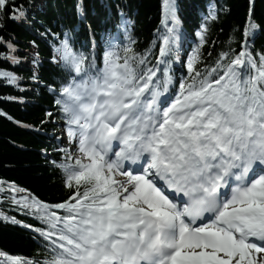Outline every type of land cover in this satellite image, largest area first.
<instances>
[{"label":"snow or ice","instance_id":"6c2138e0","mask_svg":"<svg viewBox=\"0 0 264 264\" xmlns=\"http://www.w3.org/2000/svg\"><path fill=\"white\" fill-rule=\"evenodd\" d=\"M162 8L166 32L155 64L152 49L136 53L129 37L122 49L109 43L98 67L94 52L74 49L70 33L53 34L52 62L67 79L58 94L47 87L75 146L58 149L64 156L52 162L67 199L48 204L14 195L12 203L44 227L0 219L38 234L42 259L0 251V264H264V52L251 50L258 27L252 9L240 51L229 46L213 64L204 61L208 28L201 25L176 89L175 0ZM6 13L26 17L15 0H0V20ZM216 18L210 12L206 19ZM128 25L122 21L126 33ZM0 43L8 48L0 55L19 64L15 46ZM0 78L14 86L20 79L2 69ZM9 191L26 190L10 184Z\"/></svg>","mask_w":264,"mask_h":264},{"label":"trees","instance_id":"16d2710c","mask_svg":"<svg viewBox=\"0 0 264 264\" xmlns=\"http://www.w3.org/2000/svg\"><path fill=\"white\" fill-rule=\"evenodd\" d=\"M41 10L34 12L36 0H15L17 8L23 7L26 17L22 21L8 18L0 20V37L11 42L20 63L13 65L0 55V69L11 71L20 79L17 85H9L0 78V213L35 227H44L39 220L24 215L12 197L17 199L29 193L48 204L67 199L63 174L53 165L59 163L64 153L58 151L60 131L66 133L56 96L49 91L53 86L57 94L60 84L67 79V73L52 62L53 45L63 39L65 32L71 34V43L77 51L95 53L99 62L103 58L111 36L117 35L120 44L128 45L143 54L152 49L151 64L161 42L159 36L166 32L163 20V0H40ZM180 32L179 62L187 46L197 42L196 32L206 24V43L201 49L204 61L213 64L220 52L229 46L236 52L244 41V28L248 22L249 9L252 21L258 25L254 38L250 40L251 50L264 52V0H175ZM80 6V11L77 10ZM209 5H213L216 19L209 17ZM11 8L9 9V12ZM127 18L131 29L121 33V21ZM171 27V23L168 25ZM40 33H46L41 36ZM32 41H35L33 46ZM155 42V46L153 43ZM95 45V47H94ZM36 49L41 61L37 71L33 70L30 52ZM211 52V56H209ZM7 43H0V54H7ZM91 59V56H89ZM174 55L172 59H175ZM205 63L199 67L203 69ZM151 66V65H150ZM35 72L38 79H32ZM15 97V99H8ZM52 113L49 117L46 113ZM12 117L9 120L7 117ZM19 121V123H16ZM15 184L26 191L12 193L9 185ZM35 237V239L33 238ZM44 241L31 230L6 223L0 219V251L11 255L38 257Z\"/></svg>","mask_w":264,"mask_h":264},{"label":"rangeland","instance_id":"374dc122","mask_svg":"<svg viewBox=\"0 0 264 264\" xmlns=\"http://www.w3.org/2000/svg\"><path fill=\"white\" fill-rule=\"evenodd\" d=\"M30 61H31V64H34V63H32V61H33L32 59H31ZM61 144H62V146H63L64 148H67V149H70V150H72V151H75V146L72 145V144H69V142L66 141V140L61 139Z\"/></svg>","mask_w":264,"mask_h":264},{"label":"bare ground","instance_id":"6f19581e","mask_svg":"<svg viewBox=\"0 0 264 264\" xmlns=\"http://www.w3.org/2000/svg\"><path fill=\"white\" fill-rule=\"evenodd\" d=\"M190 48H191V45L189 44L188 46H187V52L190 54ZM156 57V56H155ZM156 61V60H155ZM172 61H173V59H172ZM33 70L34 71H37V64H35L34 66H33Z\"/></svg>","mask_w":264,"mask_h":264}]
</instances>
